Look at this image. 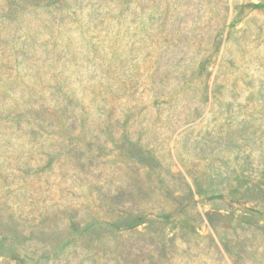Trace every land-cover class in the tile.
<instances>
[{"label": "rangeland", "instance_id": "obj_1", "mask_svg": "<svg viewBox=\"0 0 264 264\" xmlns=\"http://www.w3.org/2000/svg\"><path fill=\"white\" fill-rule=\"evenodd\" d=\"M0 264H264V0H0Z\"/></svg>", "mask_w": 264, "mask_h": 264}]
</instances>
